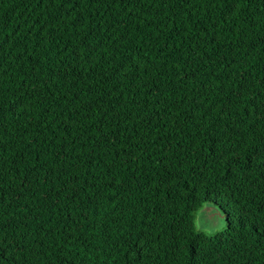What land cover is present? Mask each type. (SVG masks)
I'll return each mask as SVG.
<instances>
[{"label":"trees","instance_id":"obj_1","mask_svg":"<svg viewBox=\"0 0 264 264\" xmlns=\"http://www.w3.org/2000/svg\"><path fill=\"white\" fill-rule=\"evenodd\" d=\"M0 264H264V0H0Z\"/></svg>","mask_w":264,"mask_h":264},{"label":"rangeland","instance_id":"obj_2","mask_svg":"<svg viewBox=\"0 0 264 264\" xmlns=\"http://www.w3.org/2000/svg\"><path fill=\"white\" fill-rule=\"evenodd\" d=\"M224 221V214L215 206L204 204L197 212V228L207 234L217 233L223 228Z\"/></svg>","mask_w":264,"mask_h":264},{"label":"water","instance_id":"obj_3","mask_svg":"<svg viewBox=\"0 0 264 264\" xmlns=\"http://www.w3.org/2000/svg\"><path fill=\"white\" fill-rule=\"evenodd\" d=\"M200 221V219H198V222Z\"/></svg>","mask_w":264,"mask_h":264}]
</instances>
